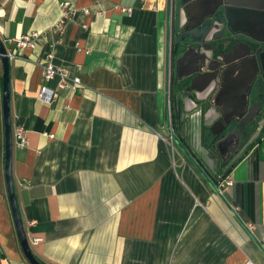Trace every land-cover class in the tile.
<instances>
[{
  "label": "crops",
  "instance_id": "crops-1",
  "mask_svg": "<svg viewBox=\"0 0 264 264\" xmlns=\"http://www.w3.org/2000/svg\"><path fill=\"white\" fill-rule=\"evenodd\" d=\"M61 1L0 0L3 42L38 34L35 49L8 45L13 128L22 125L29 138L28 148L14 149L13 174L37 259L264 263V131L233 165L214 167L210 130L219 110L196 106L178 86V68L195 67L193 58L177 65V0H72L75 14L57 34ZM48 56L81 78V90L45 82ZM1 59L0 264H30L5 180ZM44 85L55 92L51 104L39 98ZM168 85L169 124L209 180L168 131ZM223 180L233 185L219 190Z\"/></svg>",
  "mask_w": 264,
  "mask_h": 264
},
{
  "label": "water",
  "instance_id": "water-1",
  "mask_svg": "<svg viewBox=\"0 0 264 264\" xmlns=\"http://www.w3.org/2000/svg\"><path fill=\"white\" fill-rule=\"evenodd\" d=\"M210 2V1H209ZM209 2L203 0H182V7L187 10L188 17L190 20L193 16H198L197 21L191 25L186 26L185 29L188 31L186 37L191 38L192 45L188 46L187 49L182 53L180 58L177 60V65L183 63L189 58L194 59V69L188 74L178 75L179 81L182 82L184 79L191 78L189 86L182 89L180 92L186 94H197L211 93L213 89L218 85V91L213 96V107L215 110H219L220 119L211 127V132L215 136V142L209 146L210 152H214L216 155L223 157L227 154L224 152L226 146H235L239 148L241 137L250 136L252 132L248 131V128L257 117H263L264 112H260V108L253 110V106L249 105V96L252 92L256 80L259 78L260 83H264V53L259 59L249 58L248 56H242L233 59L231 62L220 57L217 60H212L209 49L204 46L205 36L210 31L212 22L206 25L203 23L211 19L212 12H216L217 9L223 4L215 3L209 12ZM226 3L228 2L226 0ZM206 4V5H205ZM248 7L264 8L263 6L246 4ZM245 5V6H246ZM195 9L194 12L191 11ZM205 10L200 13L199 10ZM227 20L230 26L235 27V31L247 33L251 38L258 41H264L260 36H264V11H250L241 10L236 11L234 14H228ZM186 37L182 38L184 40ZM181 41H179L178 48H180ZM0 57L3 63V118H4V140H5V152L4 153V169H5V180L7 185V192L10 201V206L18 234V238L24 252V255L30 264H43L35 256L30 241L21 218L19 202L16 193L15 180L13 174V123L11 115V92H10V65L11 60L8 55L6 46L3 40L0 38ZM252 59V60H251ZM211 63H217V66L213 67ZM231 63L235 66L227 69ZM250 63V69L248 73H244L241 69L237 70L236 64L245 65ZM207 69V72H203ZM224 100L227 107H220L217 102ZM192 103H196L191 99ZM201 101V100H200ZM240 102V105L233 104ZM169 85L167 86V128L171 132L172 137L194 163V165L200 170V172L209 180L201 165L189 152V150L180 142V139L173 132L172 127L169 124ZM199 106L198 104H195ZM238 123L237 128L230 131L228 134L225 133L229 128ZM225 135V136H224ZM237 148V150H238ZM208 150V151H209ZM232 151V155H235L238 151ZM230 156V154H229ZM214 161V158H212ZM215 189L219 191L216 187Z\"/></svg>",
  "mask_w": 264,
  "mask_h": 264
},
{
  "label": "flooded vegetation",
  "instance_id": "flooded-vegetation-1",
  "mask_svg": "<svg viewBox=\"0 0 264 264\" xmlns=\"http://www.w3.org/2000/svg\"><path fill=\"white\" fill-rule=\"evenodd\" d=\"M206 2H209V12H211V8L213 4L215 3H223L219 9L214 13L212 12V17L211 19L206 20L203 25L208 24L209 22H212L211 28L207 36H205V41H204V46H206L209 49V53H211V58L212 60H217L220 57L222 59L226 60L227 62H231L233 59L242 57V56H248L249 58H255L259 59V57L264 53V41H258L251 38L247 33H242L239 31H235V27L230 26L227 20L228 14H234L236 11H241V10H250V11H264V8H255V7H248L246 4H253V5H258V6H263L264 7V0H227L228 2H233L231 3H226V0H203ZM178 2V11H179V20H180V29L177 34L178 38V44L179 41H181V46L179 49L180 54L187 49L188 46L192 45L191 43V38L186 37L188 34V31L185 29L186 26H191L193 25L197 19L198 16H193V18L190 20L187 14V10L182 7V0H177ZM206 5V4H205ZM246 5V6H245ZM195 9H192L191 11L194 12ZM200 13H203L205 10L201 9L199 10ZM186 37L184 40L182 38ZM261 38L264 39V36L261 35ZM252 60V59H251ZM213 67L217 66V63H211ZM235 65L231 63V65L227 68H231ZM237 70L241 69L244 73H248L250 69V63H246L245 65H238L236 64ZM186 69L184 68H178V75L183 74ZM191 81V78L184 79L182 82L179 81L178 79V86L180 90L186 88L189 86ZM260 79L258 78L256 80V84L250 93L249 96V105L253 106V110H257L260 108V112H264V83L259 82ZM218 85L213 89L211 93H207L206 95L204 94H197L196 92H192L191 99L196 102L195 104H198L199 106L202 105L204 108L207 110H213V96L216 94L218 91ZM201 97H205L202 101H200ZM217 104L225 108L227 107V102L224 100H219ZM234 105H240V102L238 103H233ZM206 116V113L201 114L198 117V120L203 122L205 121V118L209 117ZM216 113V112H215ZM218 114V113H217ZM220 119V115H218L215 118V122L213 125ZM212 125V126H213ZM238 123L233 124L229 130L225 133L228 134L230 131L233 129L237 128ZM249 132H252L250 136H244L241 137V141L239 144V148H235V146H226L224 148V152H227V154L223 157H220L216 155L213 152L214 155V166L216 168H224L226 166L233 165L236 160L239 158V156L243 153H245L249 146L252 145L253 142L257 141V139L260 138L264 131V116L261 118L257 117L253 123L250 124L248 128ZM224 135V136H225ZM215 142V136H211V141L210 144ZM237 150L238 152L235 155H232V151ZM230 154V156H229Z\"/></svg>",
  "mask_w": 264,
  "mask_h": 264
},
{
  "label": "built area",
  "instance_id": "built-area-1",
  "mask_svg": "<svg viewBox=\"0 0 264 264\" xmlns=\"http://www.w3.org/2000/svg\"><path fill=\"white\" fill-rule=\"evenodd\" d=\"M72 0H62L60 4L61 8V21L57 24L53 32H56L57 34H63L64 28H65V22L70 20L72 16L75 14L73 2ZM124 12H129V10L124 9ZM87 13V11H85ZM38 34L33 33L28 36H24L20 39L16 40H4V45L7 48L8 55L10 60H12L15 56L14 53L9 50L10 44H15V47L17 49H35L36 47V38ZM48 62L43 67V76L46 83L52 81L55 78L59 79L58 87L63 91H69V92H76L81 90L82 81L81 78L78 76H72L71 73L67 72L66 70L56 68V66L52 62V56H48ZM55 92H53L51 89L47 87V85H44L40 91L39 98L46 104H51L54 100ZM51 138H53L52 135H50ZM13 145L14 149L24 150L29 147V138L27 135L26 129L22 125H16L13 128ZM2 159V155L0 153V162ZM30 182H25V188H30ZM233 185V182L231 180H223L219 183V190L225 187H230ZM40 239H37L34 241L35 244H37ZM247 264H254L252 261H249ZM264 264V263H261Z\"/></svg>",
  "mask_w": 264,
  "mask_h": 264
},
{
  "label": "trees",
  "instance_id": "trees-1",
  "mask_svg": "<svg viewBox=\"0 0 264 264\" xmlns=\"http://www.w3.org/2000/svg\"><path fill=\"white\" fill-rule=\"evenodd\" d=\"M175 54H176V52H175ZM173 128H174L175 132L177 133V131H176V129H177L176 126L173 125ZM177 134H178V133H177ZM181 141H182V140H181ZM182 143H183V145L187 148V145L184 143V141H182Z\"/></svg>",
  "mask_w": 264,
  "mask_h": 264
},
{
  "label": "clouds",
  "instance_id": "clouds-1",
  "mask_svg": "<svg viewBox=\"0 0 264 264\" xmlns=\"http://www.w3.org/2000/svg\"><path fill=\"white\" fill-rule=\"evenodd\" d=\"M0 15H2V13H0Z\"/></svg>",
  "mask_w": 264,
  "mask_h": 264
},
{
  "label": "rangeland",
  "instance_id": "rangeland-1",
  "mask_svg": "<svg viewBox=\"0 0 264 264\" xmlns=\"http://www.w3.org/2000/svg\"><path fill=\"white\" fill-rule=\"evenodd\" d=\"M214 165V164H213ZM216 168V166H214Z\"/></svg>",
  "mask_w": 264,
  "mask_h": 264
}]
</instances>
